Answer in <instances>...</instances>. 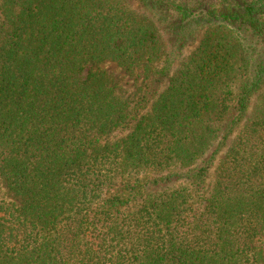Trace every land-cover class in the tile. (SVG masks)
Here are the masks:
<instances>
[{
    "label": "trees",
    "instance_id": "trees-1",
    "mask_svg": "<svg viewBox=\"0 0 264 264\" xmlns=\"http://www.w3.org/2000/svg\"><path fill=\"white\" fill-rule=\"evenodd\" d=\"M133 2L0 0V264H264V0Z\"/></svg>",
    "mask_w": 264,
    "mask_h": 264
},
{
    "label": "rangeland",
    "instance_id": "rangeland-1",
    "mask_svg": "<svg viewBox=\"0 0 264 264\" xmlns=\"http://www.w3.org/2000/svg\"><path fill=\"white\" fill-rule=\"evenodd\" d=\"M127 3L133 8V9H137V7L135 6L133 0H126ZM162 43L165 44L166 46L168 45V37H165L162 39ZM194 46L192 45H187V47H185L182 51V57L178 62V65L176 67H179L180 62L183 61L186 56L191 52V50L193 49ZM169 47H167L166 49H168ZM102 69L108 73L109 76L112 77V79L114 80V82L116 83V85L118 84L119 86V94H123L124 97H128L130 94H133V92L135 91V89L137 88L138 84H136L133 79L127 77L123 70L118 68L116 64L113 63H107L104 64L102 66ZM124 134L121 133L120 136H123ZM119 136V135H116ZM216 146V145H215ZM226 148L222 149V151L218 154L216 163L218 165V163L220 161H222L224 159L225 153H226ZM214 176H215V169L213 168V170L211 171V174L209 176V181L208 183L213 182L214 180ZM5 198L7 200H11V197L8 195V197L5 195Z\"/></svg>",
    "mask_w": 264,
    "mask_h": 264
}]
</instances>
